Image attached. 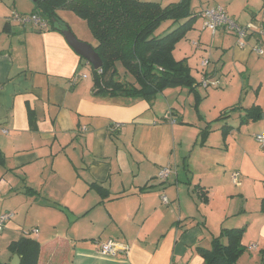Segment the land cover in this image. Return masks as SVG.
Here are the masks:
<instances>
[{
  "label": "crops",
  "instance_id": "obj_1",
  "mask_svg": "<svg viewBox=\"0 0 264 264\" xmlns=\"http://www.w3.org/2000/svg\"><path fill=\"white\" fill-rule=\"evenodd\" d=\"M240 3L243 13L232 10V0L217 6L238 24H264V0ZM13 5L0 0V213H13L0 232V264L11 263L9 244L27 234L42 245L39 264H206L198 248H210L222 228L234 226L245 228L236 264H264V146L256 148L250 137L264 132V53L254 49L264 50V34L253 32L241 48L228 27L213 35L197 19L183 39L188 45L181 40L174 56L187 58L197 83L203 76L221 82L185 86L196 99L192 115L174 108L183 89L167 88L153 101L95 94L86 60L61 31L8 22ZM244 94L249 103L235 108ZM213 97L211 114L202 113V102ZM253 105L261 117L244 120ZM185 132L187 149L178 158ZM128 137L144 160L143 177L140 166L138 173L122 166ZM164 167L170 184L157 188ZM51 202L65 206L68 217ZM63 219L74 224L59 228ZM109 239L126 243L128 251L102 254Z\"/></svg>",
  "mask_w": 264,
  "mask_h": 264
},
{
  "label": "trees",
  "instance_id": "obj_2",
  "mask_svg": "<svg viewBox=\"0 0 264 264\" xmlns=\"http://www.w3.org/2000/svg\"><path fill=\"white\" fill-rule=\"evenodd\" d=\"M192 1L163 5L147 0H37L35 9L52 29L54 20L66 23L57 13L60 9L85 20L103 60L101 69L91 68L95 94L153 101L167 88L195 90L200 84L187 58L174 56L177 44L200 16L192 9ZM164 22L170 23L162 28ZM175 24L178 26L172 28ZM261 114V108L253 105L244 120L259 119ZM244 232V227H224L212 238L210 248H198L199 254L206 264H236L245 250ZM8 249L20 256V264H39L42 257L41 243L30 234L11 241Z\"/></svg>",
  "mask_w": 264,
  "mask_h": 264
},
{
  "label": "rangeland",
  "instance_id": "obj_3",
  "mask_svg": "<svg viewBox=\"0 0 264 264\" xmlns=\"http://www.w3.org/2000/svg\"><path fill=\"white\" fill-rule=\"evenodd\" d=\"M13 1L14 2L16 1V5H17L16 10H17V12H19L21 14H25V15H30L32 12L33 13L34 12L37 13V11L35 9L36 8V4H35L36 2H34L32 0H27L28 3H30V6H29V4H27V2H26V5H24L25 3H23L22 0H5V2L8 5H11L12 7H14ZM154 1L155 2H159V3L163 4V5H167V4L171 3V2H178L180 0H154ZM220 1H225V0H220ZM232 1H233V4H234L233 7H232V10H237V12L243 13L244 12V7H241V3H240L243 0H232ZM208 2H211V3L208 4ZM215 2H218L219 3V0H215V1L214 0H193L192 1V9L194 11H198L200 8L204 7V8H202L199 11V12H201L202 10H204V9H206L208 7H212V6H215V5L217 6L218 3L216 4ZM245 2H246V0H245ZM57 13H58V15L60 14L62 17H64L66 20H68V22H66V23L72 28L73 32L76 34V36L80 40L89 43L93 47H95L97 45V40L94 38V36H93L92 32L90 31V29H89L87 23L85 22V20H82L80 17H78L77 15H75L73 12H71L69 10L60 9ZM201 20H202V18H201V16H199L198 23H201ZM241 22L245 23V20H241L239 22L240 25H242ZM169 23L170 22H164L161 27L162 28L163 27H166ZM202 23H203V20H202ZM245 25L246 24H244L243 26H245ZM176 26H178V24H175L172 28H174ZM29 30H30V28H29ZM166 32L167 31H165L163 34H165ZM183 41L181 42L180 46L188 45V44H186V40H183ZM178 56H179V54L177 53V57ZM84 65L85 66L83 67V70L84 71H87V72H91L92 66L89 63H87V61L84 63ZM197 77H200V76L197 75ZM216 78H218V80L221 82V79L219 77H216ZM168 89H174V90H169L170 93H172L173 91H181L182 89L184 90V92L182 94V97H180L178 103H176L174 105V108L175 109L182 110L183 108H185L187 110H190L192 112V115L195 113V108L193 106H191V105L196 102V99L194 98L193 94H191L190 97L188 96L189 93H190L188 88H186L185 86H174V87H171V88H168ZM202 91H204V90H202ZM209 92H213V90H210L209 89ZM205 93H207V91H205ZM246 95L244 94L241 98L238 97L237 101L234 103L235 108L240 107V106L243 107L244 104H248L249 103V96L247 97ZM186 98H188V103L187 104H185L186 103L185 102V99ZM216 101H217V98H214V97L211 98L208 101H203L202 102V105H201L202 113H204V114L206 113V114H209L210 115L211 114V111H212V105ZM227 112H229V111H227ZM178 125H181V124H178ZM215 125H217V124L214 122L213 125H212V127L215 126ZM190 132L191 133L192 132H195V130L190 129ZM183 135H184L183 136L184 139H183L182 146H180V145L177 144V147H176L177 148V154H178L177 157L178 158L181 157V154H182V153H179V150H182V151L185 152L186 149H187V147H185V146H187V140L189 138V133L188 132H185ZM250 137L253 140L254 146L256 148L260 149L259 147L261 146V144L256 141L255 136H250ZM212 141H214V140L212 139ZM179 148H181V149H179ZM131 151L133 152L132 154H131ZM123 153H124V157L122 159V166L124 168H126V171L129 173V170L128 169H130L131 171L134 169L135 170V173H138L139 172L138 169H135V168H138L140 166L141 177L145 176L144 160H143V158L141 156H136L135 151L133 150L132 145H131V137H128V138L124 139V141H123ZM234 153H237L236 149H234ZM186 154H188V153H186ZM182 158H183V156H182ZM172 162H173V165L176 167L175 158L172 160ZM232 170L233 169H230L229 170L230 175L233 172ZM179 171H180V175H181L182 174V167H181V165L179 167ZM181 177H183V175ZM158 178H155V182H156L157 188H163L164 186H167V185L169 186V184H170L169 183V180L166 179L164 182H162L160 180V178L159 179ZM232 178H233V176H232ZM173 179L174 180L176 179V176L174 174H173ZM228 180H229V183H231V184L233 183L232 180H231V176H230V178H228ZM234 189L235 190H238V187H235L234 186ZM238 195L239 194L235 195V197L236 198H239ZM237 202H238V200H237ZM51 206L55 210L57 209L58 211L64 210V214H65L66 218L68 217L67 215H68L69 212H68V210H67V208L65 206H63V205L61 206V205H59V203H54V202H51ZM53 213L55 215H58L59 217H63L62 214H59L58 212H53ZM199 220L201 221V219H199ZM60 222H62V223L58 225L59 228H63V226H72L74 224V222H72L71 224L66 223V219H63ZM209 222L211 224H213V221L212 220L209 221ZM51 224L52 223L47 224L48 232H51L52 230H54L52 228V225ZM77 225L80 226V224H77ZM234 227H240V226H234ZM32 234L34 235V232H32ZM52 236H53L52 234L49 235V236H47L45 238V240L51 239ZM69 236H73L72 231L69 232ZM2 249L3 248L0 247V260L2 259V253H1ZM9 254H10V252H6V256H8Z\"/></svg>",
  "mask_w": 264,
  "mask_h": 264
},
{
  "label": "built area",
  "instance_id": "obj_4",
  "mask_svg": "<svg viewBox=\"0 0 264 264\" xmlns=\"http://www.w3.org/2000/svg\"><path fill=\"white\" fill-rule=\"evenodd\" d=\"M201 18L204 20V28L209 29L212 34H216L220 27L225 26L228 27L231 31H233L237 36L238 46L241 48L246 46L247 37L253 32H259L260 34H264V24L263 22H249L245 26L240 25L233 21L228 14L226 13L224 7L222 6H212L208 7L200 12ZM8 22H16L22 25L32 23L34 26L40 29H48L49 21L44 18L42 15L38 13H31L30 15L21 14L17 11H13L12 14L7 18ZM258 54L262 55L264 50L260 46L254 47ZM210 62V58H204L201 62L203 67L207 66ZM86 78L87 75L83 74L82 76H74L73 83L79 81L80 78ZM200 84L203 87L209 86H219L220 81L218 79L208 78L203 76ZM86 128L84 127V130ZM257 141L264 146V132L256 135ZM170 167H164L158 173V177L160 179H166L170 173ZM234 182L239 180V173L234 172L232 174ZM163 202H167V196H163ZM13 213L4 212L0 213V232L3 231L7 222L11 219ZM251 248H256V245H253ZM101 253L104 255H112L115 256L121 252L128 251V245L124 242H120L117 240L109 239L107 241L102 242L101 244Z\"/></svg>",
  "mask_w": 264,
  "mask_h": 264
},
{
  "label": "water",
  "instance_id": "obj_5",
  "mask_svg": "<svg viewBox=\"0 0 264 264\" xmlns=\"http://www.w3.org/2000/svg\"><path fill=\"white\" fill-rule=\"evenodd\" d=\"M32 1L36 2L37 0ZM54 24L56 30L61 31L67 42L71 45V47H73L79 56L85 59L95 70L102 68L103 60L101 59L99 53L95 50V47L85 41L80 40L67 23L57 22V20H54ZM262 117L264 118V114ZM20 263V256L18 254H14L10 264Z\"/></svg>",
  "mask_w": 264,
  "mask_h": 264
}]
</instances>
